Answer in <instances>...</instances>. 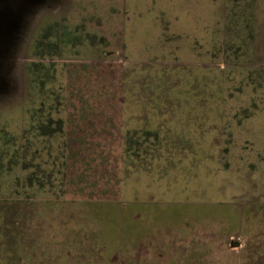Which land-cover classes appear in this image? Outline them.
<instances>
[{
  "label": "rangeland",
  "instance_id": "374dc122",
  "mask_svg": "<svg viewBox=\"0 0 264 264\" xmlns=\"http://www.w3.org/2000/svg\"><path fill=\"white\" fill-rule=\"evenodd\" d=\"M228 2L247 10L246 0ZM125 6L124 0H0V144L6 119L15 134L9 139L22 142L17 135L28 121L62 118L64 132H54L52 150L63 145L66 162L61 197L53 192L58 177L47 191L27 187L28 196L19 166L1 172V264H264V206L236 223L235 210L216 203L264 191V0L253 4L257 62L226 73L220 56L196 70L126 63L125 18L132 13ZM135 22L141 27L145 19ZM137 31L155 44L151 29ZM144 44L131 48L147 56L154 47ZM31 61L50 64V75L47 92L36 87L26 97L24 68ZM137 129L159 131L156 150L127 152L128 132ZM48 143L45 135L39 146ZM44 149L39 159L48 166ZM105 217L119 227L111 258L104 245L99 255L92 247ZM63 245L72 250L68 259ZM191 249L204 254L189 257Z\"/></svg>",
  "mask_w": 264,
  "mask_h": 264
},
{
  "label": "crops",
  "instance_id": "0c3cea01",
  "mask_svg": "<svg viewBox=\"0 0 264 264\" xmlns=\"http://www.w3.org/2000/svg\"><path fill=\"white\" fill-rule=\"evenodd\" d=\"M129 1L124 0L125 9H131L132 13L129 19L125 18V29L129 33H124V39L126 37L129 41L128 45L124 44L123 47L124 53L127 55L126 63L134 62L133 65L144 69H160L159 66L165 64L174 65L173 67H180L181 65L196 70L215 64L216 62H212L211 58L220 56L218 62L224 65L223 72L226 73L234 69L246 70L248 65L258 60L260 43L259 40L256 42L255 40L259 34L260 20L257 9L253 10L254 15L245 17L234 15L239 23L238 32L242 35L232 37V30L229 29L231 17L229 14L232 6L228 0H131L130 6L127 7ZM134 8L138 10L137 15H135ZM146 10L151 15L150 19L147 18ZM138 18L145 19V22H141V27L137 26L138 24L135 22ZM142 27L153 31L150 33L152 38L156 39L155 44L146 43L137 38V29ZM244 33L247 34L245 37ZM146 37L144 35L142 38ZM170 40L180 41L170 44L168 43ZM132 43L138 45L145 43V46L149 44L154 49L150 53L148 51V55L144 56V53L137 54L141 47L131 48ZM167 46L173 47L163 49ZM132 54L135 56L129 58ZM204 101L205 99L201 100L203 103ZM198 104L201 103L198 102ZM203 106L204 104H201L202 113L204 112ZM262 131L264 137V129ZM250 196L252 197L249 198ZM239 197L240 195H235L234 200L231 198V200L220 199L216 203L219 208H233L237 214L234 216L236 223L242 222L241 216L250 214L256 208H258L259 213L262 211L260 207L264 206V191L258 193L245 192L241 199ZM242 198L246 200H242ZM192 243V241L189 242L187 246L191 247ZM192 246L194 247V245ZM195 246L199 247L200 245L195 243ZM191 250L187 252V255L192 258L204 254V252Z\"/></svg>",
  "mask_w": 264,
  "mask_h": 264
},
{
  "label": "trees",
  "instance_id": "16d2710c",
  "mask_svg": "<svg viewBox=\"0 0 264 264\" xmlns=\"http://www.w3.org/2000/svg\"><path fill=\"white\" fill-rule=\"evenodd\" d=\"M233 1V0H231ZM247 5L245 6V13H241L236 10L235 4L230 8L233 14H230V30H232V37L242 35L238 32L239 30V23L237 18L234 17L235 14L241 16H249L254 15L253 12V4L254 0H246ZM237 4V3H236ZM237 20V22H236ZM247 35L244 33V37ZM48 63L43 61L35 62H27L25 64L24 72H25V79H26V97H31L34 95V89L39 88L40 91L47 92L46 76L50 75V68ZM35 67V68H34ZM262 72H260L261 75ZM262 86L261 82H257V85L254 86V89L260 88ZM51 94H54V90H51ZM56 97H59L56 94ZM62 100L59 99V103ZM44 103L41 105L43 109ZM255 106L258 107V104L255 103ZM41 109V112H42ZM49 120V122H47ZM47 120L38 118L36 121H28L27 124H24L22 127V132L20 136L17 135L19 138H23L22 142H18L14 137L13 139H9V135H15L11 133L7 127H4V124L9 123V120L6 119L2 123V132L3 138L6 139L5 143L0 144V174L1 172H5L6 169L11 170L16 166H19L24 173L22 176H18V181L22 182L21 186L23 187L24 191H27L28 196H30V192L28 191L27 187H32L34 185H38L39 190L47 191V185L50 184L51 188L56 187V184L52 180V178L58 177L59 183L57 190H53L56 197H61L65 193V169H66V162H65V147L63 145H59L58 150L53 153V146H52V139L53 136L56 135L55 131H60L61 133L64 132L63 130V123L64 120L59 118L58 120H53V118H47ZM56 123L57 126H53L52 123ZM48 135L49 143L46 145L45 149L44 146H39L42 144L44 136ZM36 139L33 140V137ZM159 140V133L156 130L151 129H142V130H130L128 132V136L126 139L127 143V152L132 154H139L143 152H149L150 150H156ZM38 143V144H37ZM37 146V147H36ZM11 147V148H10ZM13 147V148H12ZM43 149L48 150V155L51 159L45 158L46 164L48 166H43V163L40 161L39 158L43 156ZM100 212V210L98 211ZM104 217V216H103ZM117 219V218H116ZM119 227L115 219H111L107 223V217L102 219L101 227L95 233V238L92 243V247L95 251V254H100L102 250H104L103 245L105 246L106 255L107 257L113 256V253L116 252V249L119 248V244L117 243L116 236L119 235ZM110 236H109V235ZM110 238V241L107 242L105 240L106 237ZM98 239V242H95ZM65 242V241H64ZM66 244L68 242H65ZM67 250L65 254V258L68 259L67 256L72 250L68 249V247H64ZM78 252H81L82 249L78 247L75 249ZM26 256V255H25ZM9 258V257H8ZM95 260V259H94ZM94 260L90 259L89 261H84L83 264H94ZM2 263V259H0V264ZM78 262L75 261L74 264Z\"/></svg>",
  "mask_w": 264,
  "mask_h": 264
}]
</instances>
